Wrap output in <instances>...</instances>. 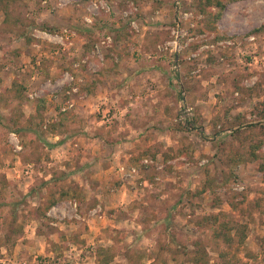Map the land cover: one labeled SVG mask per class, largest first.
Returning a JSON list of instances; mask_svg holds the SVG:
<instances>
[{
  "label": "rangeland",
  "instance_id": "374dc122",
  "mask_svg": "<svg viewBox=\"0 0 264 264\" xmlns=\"http://www.w3.org/2000/svg\"><path fill=\"white\" fill-rule=\"evenodd\" d=\"M217 2L3 1L0 264H264V0Z\"/></svg>",
  "mask_w": 264,
  "mask_h": 264
},
{
  "label": "trees",
  "instance_id": "16d2710c",
  "mask_svg": "<svg viewBox=\"0 0 264 264\" xmlns=\"http://www.w3.org/2000/svg\"><path fill=\"white\" fill-rule=\"evenodd\" d=\"M3 1L4 0H0V8L2 10V13L4 14V23H6L8 20L9 24L12 23L14 25L16 19L13 18L12 14H10L8 4H6V5H4L5 3L2 4ZM206 4H208V5L209 4H211V5L215 4V6L219 7L220 9L224 8V5L221 2H217V0H206ZM218 15H220V12L218 13ZM18 91H19V93H18ZM7 93L13 94V96L15 98H19V97H20V99L22 98V95L20 94L21 89H19V87L17 86V84L15 82H13L11 84V86L7 89L6 94ZM40 102H41V105H39V106L43 107L45 101L41 99ZM46 127H48V130L53 135H62L63 134L62 138L58 142H62L66 139V137H68L70 135H74L76 133V131L75 132L71 131L67 135H64L65 126H64L63 122L47 124ZM40 128H41V126H40ZM235 129L237 130L238 127ZM40 132H43L42 129H40ZM259 146H260V144L257 145L256 148H258ZM9 149H12V146H9ZM6 186H7V182H5V180H4L2 187L5 188ZM71 197L72 196H70L67 191H64L61 189H59V190L48 189V192L44 198V202L37 207V212L39 214V218H41V219L45 218L49 209H51L57 203H60V202L65 201V200H69V198H71ZM6 204L9 206V213L11 214L10 220L15 222L16 221V214H17V210H18V205H17V203H13V202H8ZM1 205L2 204L0 202V206ZM214 221H215V218H214ZM239 236H240V240H243L244 231ZM214 237H216V238L221 237L226 242L230 243L232 238L230 236V228L227 227V224L220 223L217 230L214 231ZM205 255H206V253H205L203 248H202V250L197 248L193 254V257L191 258V263L192 264H207V260L205 259ZM111 260H112V256H111V253L109 252L108 249L103 248V247L97 248L96 264H108Z\"/></svg>",
  "mask_w": 264,
  "mask_h": 264
},
{
  "label": "built area",
  "instance_id": "2783aa9c",
  "mask_svg": "<svg viewBox=\"0 0 264 264\" xmlns=\"http://www.w3.org/2000/svg\"><path fill=\"white\" fill-rule=\"evenodd\" d=\"M48 0H42L43 4H45ZM93 8H98V6L102 7V8H106L108 10V6L106 5V3L101 2H97V1H93L92 3ZM87 21H90V19L86 18ZM134 23V22H133ZM73 33H70L69 30L67 29H62L61 31H59L58 33H55L54 35H48L50 36V38H52L54 41H56L57 43H59L60 45H66L67 42H70V37L72 36ZM105 41H111V36L107 35L105 37V39L102 40V43H104ZM174 43H176V40L174 41ZM72 79V77H71ZM71 91L76 92L77 91V86L76 85H72L71 86ZM73 102L70 101L69 102V106H72ZM150 160L148 159V157H144L141 160L142 165H147L149 164ZM121 169H124L123 167H121ZM33 170V166L32 164H27L25 167V173H29L32 172ZM138 172L137 166H129L128 168H126V172L125 175L130 176L133 174H136Z\"/></svg>",
  "mask_w": 264,
  "mask_h": 264
},
{
  "label": "crops",
  "instance_id": "0c3cea01",
  "mask_svg": "<svg viewBox=\"0 0 264 264\" xmlns=\"http://www.w3.org/2000/svg\"><path fill=\"white\" fill-rule=\"evenodd\" d=\"M3 23H4V21H0V25H3ZM118 85V84H117ZM116 85V86H117ZM79 136H83V139L85 140V142L87 141H89V137H87L86 135H82V134H78ZM77 136V134H74V135H70V136H68V137H66V139L64 140V141H62V142H57L56 144H55V147H57L58 145L59 146H61V145H63L64 143H68V142H72L74 139H75V137ZM59 137V135H55L54 136V138H58ZM58 146V147H59Z\"/></svg>",
  "mask_w": 264,
  "mask_h": 264
}]
</instances>
